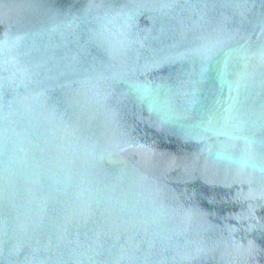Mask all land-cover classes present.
Returning a JSON list of instances; mask_svg holds the SVG:
<instances>
[{"label": "water", "instance_id": "obj_1", "mask_svg": "<svg viewBox=\"0 0 264 264\" xmlns=\"http://www.w3.org/2000/svg\"><path fill=\"white\" fill-rule=\"evenodd\" d=\"M0 264H264V0H0Z\"/></svg>", "mask_w": 264, "mask_h": 264}]
</instances>
